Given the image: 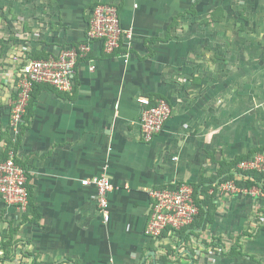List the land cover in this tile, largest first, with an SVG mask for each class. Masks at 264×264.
Wrapping results in <instances>:
<instances>
[{
	"label": "crops",
	"instance_id": "1",
	"mask_svg": "<svg viewBox=\"0 0 264 264\" xmlns=\"http://www.w3.org/2000/svg\"><path fill=\"white\" fill-rule=\"evenodd\" d=\"M45 2L42 31L35 18L17 30L13 7L0 15V162L15 149L30 192L26 212L0 194V264H264V181L248 186L254 193L219 185L264 149V0ZM99 2L118 6L132 38L113 53L92 42L74 92L36 86L15 138L21 61L84 42ZM142 95L172 108L151 141ZM101 175L114 184L108 221L95 186L81 183ZM181 182L205 215L147 236L149 190Z\"/></svg>",
	"mask_w": 264,
	"mask_h": 264
},
{
	"label": "built area",
	"instance_id": "2",
	"mask_svg": "<svg viewBox=\"0 0 264 264\" xmlns=\"http://www.w3.org/2000/svg\"><path fill=\"white\" fill-rule=\"evenodd\" d=\"M132 38V32L123 28L119 8L113 3L99 2L92 6L86 31V40L78 45H69L48 58L22 60L18 72L17 98L13 102L10 126L15 138L21 132L24 115L36 84H49L64 92H72L75 86L76 66L80 59L91 51L90 44L100 42L106 53H113L122 45V38ZM143 106L141 113V133L145 141H151L159 134L170 118L172 108L167 99L149 96L138 97ZM17 152L11 148L7 158L0 162V194L10 206H16L21 212L29 207L27 186L28 171L17 161ZM241 173L238 179H229L219 183L225 193H254L250 187L240 186L237 180L250 178L247 172H258L264 176V149L238 164ZM82 185H94L97 202L103 212L104 220L110 219L109 193L114 187L107 175L92 179H83ZM151 207L145 234L160 237L164 230H183L190 226L200 212L195 198V187L189 182H181L149 190Z\"/></svg>",
	"mask_w": 264,
	"mask_h": 264
},
{
	"label": "rangeland",
	"instance_id": "3",
	"mask_svg": "<svg viewBox=\"0 0 264 264\" xmlns=\"http://www.w3.org/2000/svg\"><path fill=\"white\" fill-rule=\"evenodd\" d=\"M46 0H0V12L1 17H4V14L7 15L8 8H12V14H15L13 17L19 20L17 24H15L14 19L13 23L16 29L18 30L19 26L22 27V22H25V26L33 29V19L35 18V27H37L36 31H42V24L45 23V13H46ZM3 7H2V6ZM4 8L6 9L4 11ZM16 13H15V12ZM9 14V13H8ZM22 16H26L25 20H23ZM12 17V16H11ZM11 17L9 20H11ZM12 21V20H11ZM42 22V23H41ZM41 23V24H40ZM30 30V29H29Z\"/></svg>",
	"mask_w": 264,
	"mask_h": 264
},
{
	"label": "trees",
	"instance_id": "4",
	"mask_svg": "<svg viewBox=\"0 0 264 264\" xmlns=\"http://www.w3.org/2000/svg\"><path fill=\"white\" fill-rule=\"evenodd\" d=\"M41 57H43V56H41ZM45 58H48L49 56H44ZM38 85H40V84H36L35 86H34V88L33 89H35V87L36 86H38ZM72 92H74V89H73V91ZM34 95H33V92H32V97H33ZM32 97H31V100H30V102H29V105H30V103H31V101H32ZM26 117V114L24 115V118ZM24 124V123H23ZM22 131H23V127H22V129H21V132H20V134L18 135V137L21 135V133H22ZM242 160H244V159H242ZM241 161V160H240ZM239 161V162H240ZM238 162V163H239ZM246 175H248V176H250V178H244L243 180H237V184L238 185H240V186H246V187H248V186H251L252 184H256L257 182H259V181H264V176H263V174H261V173H258V172H247V173H245ZM229 178L230 177H225L224 179H223V181H225V180H229ZM30 193V192H29ZM195 198H196V200H197V202H198V204H199V207H200V210L201 211H203V215H205V213H206V211L205 210H202V209H204V207H202L201 205H200V201H199V199H198V192H197V189H195ZM29 199H30V194H29ZM30 201V200H29ZM207 219V218H206Z\"/></svg>",
	"mask_w": 264,
	"mask_h": 264
}]
</instances>
